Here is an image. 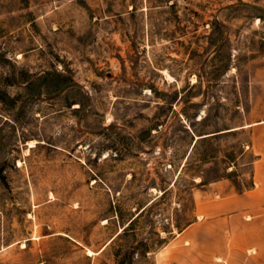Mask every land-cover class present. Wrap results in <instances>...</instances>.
<instances>
[{
	"label": "rangeland",
	"instance_id": "1",
	"mask_svg": "<svg viewBox=\"0 0 264 264\" xmlns=\"http://www.w3.org/2000/svg\"><path fill=\"white\" fill-rule=\"evenodd\" d=\"M263 118L264 0H0V264L261 255Z\"/></svg>",
	"mask_w": 264,
	"mask_h": 264
},
{
	"label": "crops",
	"instance_id": "2",
	"mask_svg": "<svg viewBox=\"0 0 264 264\" xmlns=\"http://www.w3.org/2000/svg\"><path fill=\"white\" fill-rule=\"evenodd\" d=\"M248 128L255 157L252 162V184L245 194L247 239L241 243L233 242V247L247 248L261 253L259 256L246 257L240 264H264V118L248 124ZM206 260L199 258L197 264H206ZM225 264H236V262L230 258L225 260Z\"/></svg>",
	"mask_w": 264,
	"mask_h": 264
},
{
	"label": "bare ground",
	"instance_id": "3",
	"mask_svg": "<svg viewBox=\"0 0 264 264\" xmlns=\"http://www.w3.org/2000/svg\"><path fill=\"white\" fill-rule=\"evenodd\" d=\"M169 78H171V77L169 76ZM37 143H38L37 140H36V141H30V142H29V147H30V148H34V147L37 146ZM18 164H19V166H21L22 163L19 162ZM89 253H90V254H93V252H91V251H89Z\"/></svg>",
	"mask_w": 264,
	"mask_h": 264
}]
</instances>
